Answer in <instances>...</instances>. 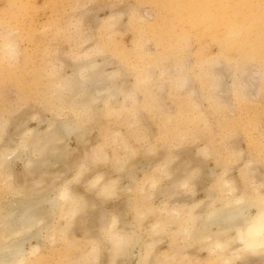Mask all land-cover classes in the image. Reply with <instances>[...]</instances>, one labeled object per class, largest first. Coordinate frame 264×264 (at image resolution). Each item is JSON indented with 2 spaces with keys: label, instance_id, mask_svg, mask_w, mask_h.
I'll return each instance as SVG.
<instances>
[{
  "label": "rangeland",
  "instance_id": "1",
  "mask_svg": "<svg viewBox=\"0 0 264 264\" xmlns=\"http://www.w3.org/2000/svg\"><path fill=\"white\" fill-rule=\"evenodd\" d=\"M263 6L264 0H0V151L22 142L25 127L36 126L31 117L52 119L55 112L64 108V116L73 118L72 108H76L71 106L73 95L67 93L63 97L55 84L72 74V60L77 53L98 48L96 60L109 61L107 71L120 72L124 77L122 83L135 88L139 101L130 106L118 96L109 102L110 106L100 104L98 112L88 114L90 131L84 144L79 147L72 137L69 147L86 154L97 144H104L108 155H121L125 151L106 141L109 131L118 130L135 150L131 164L151 162L146 171L134 172V188L129 194L121 191L109 197L95 194L87 185L79 183L99 173L118 179L121 172L116 170L115 163L110 158L108 163L89 168L74 188L93 203L83 216L87 222L82 224L83 217L78 218L64 238L56 231L53 242L45 239L36 255H27L26 264H76L80 255L88 253L93 246L99 258L95 264H110L108 237L102 230L117 210H121L127 222L138 223L135 209L141 202L137 189L146 175L162 162L160 156L166 151L177 152L181 163L189 158L197 159L200 150L205 149L204 169L212 168L213 182L225 167L224 177L238 186L236 194L264 195V11L260 10ZM136 17L145 21V29L138 27ZM183 69L184 77L190 76L187 91L173 87L176 79L183 77ZM241 69L245 75H240ZM145 73L152 78L143 80ZM212 77L221 83L220 90L209 87ZM158 87H163L161 92H157ZM191 88L196 89H193L196 96ZM149 91L155 93L156 103L147 96ZM211 93L218 97L216 101ZM187 94L196 109L187 106ZM81 114L87 116L85 112ZM165 116L171 119L167 124H164ZM129 121H135V129H128ZM46 125L43 123L39 130H44ZM137 135L142 139L137 140ZM150 146L155 151L152 157L145 153ZM231 152L238 153L235 159H230ZM246 166L250 172L243 175ZM66 167L65 176L72 179L76 168ZM178 169L172 165L174 177L179 175ZM12 170L11 183L0 172V207L12 199V187L30 180L21 161L14 162ZM43 170L34 172L33 177L50 176ZM54 174L63 175L56 170ZM205 175L198 182L199 190L191 196L193 200H205L202 189H209L213 184ZM253 183L256 192L252 190ZM158 186L161 193L152 199L156 207L168 199L170 177H161ZM125 199L129 203L127 207ZM167 205L173 206V203ZM101 211L106 214L103 229L98 218ZM163 217L155 213L141 220L139 227L144 240L149 236L151 225ZM63 222L56 216L50 229L60 227ZM50 229L43 232L44 238ZM173 232L167 229L159 236L160 242L153 253L157 264L165 254H174L176 249L177 253H185L195 261L199 258L201 264H219L206 248L190 253L196 247L189 248L191 245L179 240L180 236ZM25 247L28 250L29 245ZM136 254L137 247L131 253L129 264H137ZM245 264H264V258Z\"/></svg>",
  "mask_w": 264,
  "mask_h": 264
},
{
  "label": "bare ground",
  "instance_id": "2",
  "mask_svg": "<svg viewBox=\"0 0 264 264\" xmlns=\"http://www.w3.org/2000/svg\"><path fill=\"white\" fill-rule=\"evenodd\" d=\"M260 10L264 11V6L260 7ZM134 20L140 25L138 27L142 29L145 21L139 17ZM97 52H100L98 48L77 53L73 60L71 59L73 62L72 74L70 73V76L65 75L62 81L59 80L55 84V86L59 87L57 92L61 95L63 94V97L67 93L73 95L71 96V106L76 107L72 108L73 118L67 119L64 116V108H60L55 112V116L52 119L45 117L38 120V118L31 117V119L36 121V126L32 128L25 127L22 142L13 148L7 146V148H3L0 151V172L5 176V179L7 178L8 183L14 180L12 165L16 161L23 163V168L27 176L30 177L27 183L12 187V199L0 207V237L3 238L2 242H0V264H26L27 255H36L45 239L53 242L56 231L64 238L76 220L78 218L81 220L87 209L93 207V203H89L88 199L74 190V188L78 185L77 183L83 176L82 174L89 168L99 165V163H108L110 158L115 163L116 170L121 172L118 175V179L107 175L103 176L99 173L91 180L82 179L81 183H79L87 185V189L95 194L109 197L121 191L129 194V191L134 188L132 185L135 179L134 172L146 171L151 163L148 160L144 164H131L130 158L135 150L129 146L128 141L118 130V132L109 131L106 141H112L115 148L125 151L121 155L117 153H113L112 156L108 155L104 144H97L89 152L87 151L88 153L86 154L79 153L77 148L75 150L69 147L68 141L72 137L78 142L79 147L84 144L87 138L86 133L90 131L87 127L88 123H91V120L88 119V114L91 111H94V113L95 111L98 112L100 104L107 107L110 104L109 102L115 101L118 96L130 103V106L135 105L139 101L136 98L137 96H135V88L125 86V83H122L124 77L119 74L120 72L118 73L116 70L107 71L106 66L110 64L108 63L109 61L106 63L103 60V63H99L96 60L95 57L98 56L95 54ZM187 65L183 66L187 67ZM184 72L183 74L180 71L183 77L177 78L173 87L181 88L182 90L186 88L185 91H187L188 87H186V84L190 76L187 74L189 79L184 77V75L186 76V71L184 70ZM244 73L242 72L240 75ZM216 75L218 76L217 73ZM215 77L209 78L211 79L209 87L214 90H220L221 83L216 82ZM151 78L149 73L143 75V80L147 81ZM247 80L245 79V81ZM163 85L166 86L165 84ZM246 86L244 87L248 88ZM160 88L162 89L163 87H158L157 92H161ZM193 89L191 90L192 94L194 90L196 91V89ZM209 95L214 97L213 101L218 98L213 96L212 93ZM147 96L156 103L154 92L149 91ZM159 96H162V94ZM185 101L187 106L189 105L192 109H196V105L189 97V94H187ZM156 105V109L160 110V106ZM82 112L87 113V116L83 117ZM170 120L168 116H165L164 124H167ZM43 123L47 124L45 129L39 130ZM134 124L135 121L127 122L128 129H135ZM110 135H112L111 138ZM138 139H142L140 135H137ZM106 141L105 144L107 143ZM152 147L150 146L146 149L145 153L147 156L152 157L155 155ZM178 152L180 153V151ZM238 153L240 154V151ZM237 154L236 152H231L230 159L236 157ZM178 156L177 152L166 151L163 153L160 156L162 162L158 164L154 172L147 174L139 185L137 191L141 204L135 209L137 224L127 222L125 217L121 216V210H117L113 212L111 222L103 229L102 226L106 221V214L103 211L99 213L98 218L102 231L108 237L111 256L110 264H129L131 253L136 247L137 264H157L153 253L160 242L159 236L163 231L166 232L167 229L178 234L180 236L179 240L185 241L188 246L191 245L189 248L196 247L192 251L190 250V253L194 252V250L206 248L212 258L217 260L219 264H232L234 260L244 262L243 264L249 263L250 260H262L264 258V195L236 194L235 190H237L238 186L236 187V184L234 185L231 180L224 177L227 171L225 167L221 169V176L213 182L214 172L211 170L212 168L204 169L206 167L204 158L207 156V150L205 149L200 150V156L197 159L192 158L191 160L189 158L180 163V161L178 162ZM65 165L69 167L71 165L76 168L72 179L65 176L68 171ZM172 165H177V168H179L177 177L173 175ZM42 168H44L43 171H48L47 173L50 176L44 174V176H47L45 177L46 179L40 176L33 177V173L40 172L39 170ZM245 168L243 175H247L250 172L247 166ZM51 169L63 175L55 176L54 170ZM246 171L248 172L245 173ZM107 174L110 173L108 172ZM204 175L213 184L209 189L205 187L207 190L202 189L206 193L205 200H193L191 196L199 190L198 182L199 180L203 181ZM163 176L170 177L172 186L167 189L169 196L166 203L164 202L161 206L156 207L152 204V199L161 193L158 182ZM123 179H128L129 182L124 184L122 182ZM253 182H255V178ZM252 190L256 192L257 187L255 185L252 186ZM185 197H188L186 198L187 202H184L186 200ZM125 202V205L129 204L126 199ZM169 202L173 203V206H168L167 203ZM155 213H159L164 217L151 225L149 236L144 240L139 227L141 220L145 216ZM56 216L64 222L60 227L50 229L52 220ZM82 219V224L87 222L84 217ZM48 229L50 231L46 233L44 238L43 232ZM26 244L29 245L28 250L25 247ZM176 250L174 254H165L163 260L158 264H201L199 258L195 261V258L191 259L189 255L187 257V254L177 253ZM229 251H232V253ZM97 254L96 246H93L88 253L80 255L76 264H95L99 259Z\"/></svg>",
  "mask_w": 264,
  "mask_h": 264
}]
</instances>
